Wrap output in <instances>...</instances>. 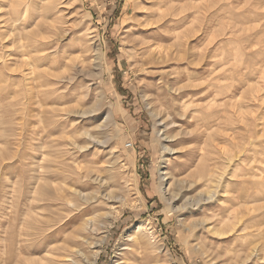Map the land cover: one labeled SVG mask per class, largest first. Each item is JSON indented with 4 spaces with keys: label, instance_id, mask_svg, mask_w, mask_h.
Returning a JSON list of instances; mask_svg holds the SVG:
<instances>
[{
    "label": "rangeland",
    "instance_id": "obj_1",
    "mask_svg": "<svg viewBox=\"0 0 264 264\" xmlns=\"http://www.w3.org/2000/svg\"><path fill=\"white\" fill-rule=\"evenodd\" d=\"M150 8L157 61L135 39ZM75 189L100 194L78 224L112 209L81 246L103 241L97 264H264V0H0V264L45 253L17 246Z\"/></svg>",
    "mask_w": 264,
    "mask_h": 264
},
{
    "label": "bare ground",
    "instance_id": "obj_2",
    "mask_svg": "<svg viewBox=\"0 0 264 264\" xmlns=\"http://www.w3.org/2000/svg\"><path fill=\"white\" fill-rule=\"evenodd\" d=\"M151 1H154V0H151ZM144 8H146V7L144 6ZM146 9H148V8H146ZM150 9L151 10H148V11L146 10V12H145L146 13L145 15H147L146 20L142 19L145 22H143L144 26L142 25L141 28L143 27L142 30H144V32L146 33V35L142 36V38H135V39H137L138 41L139 40L141 41L140 42V49L145 50L144 52L147 54L148 59L150 61H157L160 58V55L162 53V51H161V48L162 47L159 46L160 35L155 30V29H158L157 28V24L159 23L160 19H158V17L155 15V12H156V11H154L155 8L154 9L150 8ZM157 12H158V10H157ZM153 16H154V18H153ZM158 16L160 18V15H158ZM143 17H144V15H143ZM141 23H142V21H141ZM153 32H156V33H153ZM135 39L133 40V44H134V46H137L138 45V41H135ZM32 45H34V44H32ZM36 48H37V46H36ZM44 51L45 50H43L42 52L45 53ZM98 51H99L100 57L102 58L101 50L98 49ZM37 52H38V50H37ZM40 52H38V53H40ZM42 52H41V54H43ZM38 53H37V55H38ZM35 58H34V60H35ZM44 59H46V58H44ZM142 59H144V58H142ZM38 62H37V64H38ZM27 63H26V65H27ZM33 64H36V63H33ZM29 66H30V64H29ZM31 68H33V67H31ZM36 68H38V67H36ZM37 72L39 73V71H37ZM150 87L153 89L155 87V83H153V86H150ZM221 87H224L225 88L226 85L221 86ZM241 107H242V105H239V108H238L239 115H241V113H242V108ZM216 113H218V112L216 111ZM216 113L214 112L213 114H211V116L216 117V115H220L222 117V120L225 121L227 119V116H228V113L229 112H227V111L224 112V113L222 112V114H220V113L219 114H216ZM153 115L156 117V128L158 127L159 138H162L161 136H163L164 133L166 132L165 131V128L167 127V124H165L164 121L158 122L159 120L157 119L158 115L156 114V112L153 111ZM172 123H175V122L172 121ZM100 127L101 126L98 125V128H100ZM90 139H92V138H90ZM99 144H100V142H99ZM101 144H103V143H101ZM163 148H164V151L165 152L166 151L167 152L170 151V148L167 145H165ZM90 173H92V172H90V171L88 172L87 171V176H90ZM171 174H169V176ZM212 174L213 173H212L211 166H210V168H206L205 173L199 174L198 177H200L202 175L199 179H203L205 182L208 183V181L210 180V178L213 177V175H214V174L213 175ZM165 175H168V172ZM165 177H167V176H165ZM215 177H218V175H216ZM171 178H172V181L170 183V187L172 188L174 186L173 193H172V199L177 200V198H179L180 195H181L180 188L178 190V186H177V183L179 184V182H180L179 180L181 178L179 177L180 178L179 179L178 176L176 178H178L179 180H177L176 178H174V176L171 177ZM216 180H217V178H216ZM212 181H213V179H212ZM198 182L200 183V181H198ZM202 182H201V184H202ZM181 183L184 185L183 187H185L184 182H181ZM220 184H219V186H220ZM210 187H211V185H210ZM216 188L217 187H215V189ZM210 189L213 190L214 188L213 189L210 188ZM215 189H214V191H215ZM201 190H203V189H201ZM211 190L209 191V189H208V194H206V196H204L203 195L204 193H202V192L201 193H198L197 192L198 193V194L196 193L197 194V198H198L197 199V202L194 203L195 201H192L194 203V205L195 204L198 205V204L202 203L203 201L206 202V200H207V202L210 201V200H212V201L215 200L217 198V194L218 193L216 194V191L215 192H213V191L211 192ZM72 191H73V194L74 193L79 194L82 198L85 199V201L82 202V203H75V204H73V207H72L71 211H69L68 214H66V215L64 214L65 215V217H64L63 215H60L61 214V212H60L61 209L59 208L60 206H58V205H59V202L65 198V195L57 196V198H55V199H54V197H50V198L47 197L46 199H43L44 202H45L43 204V207H41L39 205L36 207V208L41 207L40 209H42L44 212L43 211L42 212L36 211V215H37L36 218H35L36 224L33 226V228H35L34 229L35 231L33 233L34 238H35L34 239L35 240L34 243L32 242L30 245L18 244V246H17V251L19 252V254L29 253V254H36V256H39L38 254H41L44 251L45 252V253H43L44 255L43 254L40 255V257H34V256L33 257H26V258L18 257L19 259L17 258L14 261L13 260H11V261L8 260L6 262V264H97L98 263L97 262V259L99 258V254L101 252L100 248L102 246V242L103 241L100 240L99 243L97 242L98 244L96 246H98V247L95 248L92 251L91 258H88V257L83 258L82 257L84 255V253H83V250H82L81 246H83L85 243H87V244H91L90 246L93 247L92 246L93 242H91L90 239H93V236H94L93 234L98 229L97 223H98L101 215H104L105 214L106 215V216H104L105 221H103L102 223L100 222L99 224L102 227L107 228L110 225V222H111L110 216L112 215V209L109 207V204H107L105 206V210H104L105 212L104 213L101 212L100 214H96L94 216H88L87 219L84 218L83 219L84 221L82 223L78 224V221H79V217L80 216L83 217V216L89 215L91 213L90 212V208L87 207V206H89V203L90 202H93V201L97 200L98 199V196L100 194L98 195V192H97V195H94L93 193H88L86 195H83V194H81L80 191H78L76 189L75 190H72ZM54 196H55V194H54ZM103 197L105 198V196H103ZM192 204H191V202L185 201L184 205L182 207H180V208L187 209L189 207V205L191 206ZM102 208H104V207H99L97 209H102ZM223 211L224 210L220 211L219 213H221V215L224 216V212ZM14 212L15 211H13V213ZM43 213L44 214L45 213H49L50 216L41 215ZM13 217H15V216L13 215ZM44 217L45 218L50 217V218L49 219H44ZM6 219H8L9 222L11 221L10 220L11 219V215L9 214V212L7 213V218ZM245 229L246 228H243L242 230H245ZM142 230H144L143 224L137 225V232H140ZM84 231H87L88 233L85 234ZM137 232H136V234H138ZM226 234H227V232H226ZM140 241H143V240H140ZM140 243H142V242H140ZM117 264H119V263H117Z\"/></svg>",
    "mask_w": 264,
    "mask_h": 264
}]
</instances>
